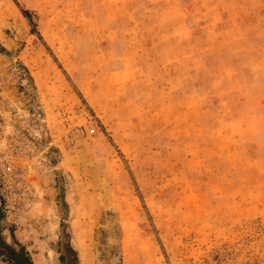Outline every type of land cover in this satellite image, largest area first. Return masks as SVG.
Listing matches in <instances>:
<instances>
[{
	"label": "rangeland",
	"instance_id": "1",
	"mask_svg": "<svg viewBox=\"0 0 264 264\" xmlns=\"http://www.w3.org/2000/svg\"><path fill=\"white\" fill-rule=\"evenodd\" d=\"M0 244L264 264V0H0Z\"/></svg>",
	"mask_w": 264,
	"mask_h": 264
},
{
	"label": "flooded vegetation",
	"instance_id": "2",
	"mask_svg": "<svg viewBox=\"0 0 264 264\" xmlns=\"http://www.w3.org/2000/svg\"><path fill=\"white\" fill-rule=\"evenodd\" d=\"M0 248H1V250H6L7 251V253H11V248H9L7 245H4V244H0ZM14 256H15V254H14ZM19 256H21V255H19ZM21 261H23V258L21 259Z\"/></svg>",
	"mask_w": 264,
	"mask_h": 264
},
{
	"label": "built area",
	"instance_id": "3",
	"mask_svg": "<svg viewBox=\"0 0 264 264\" xmlns=\"http://www.w3.org/2000/svg\"><path fill=\"white\" fill-rule=\"evenodd\" d=\"M90 131L92 132L93 131V129H90ZM9 167H7V169H8Z\"/></svg>",
	"mask_w": 264,
	"mask_h": 264
}]
</instances>
